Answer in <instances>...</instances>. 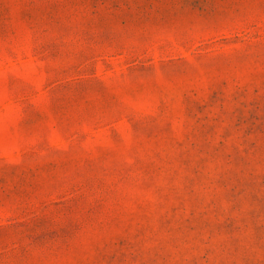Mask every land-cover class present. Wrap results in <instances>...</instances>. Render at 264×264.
<instances>
[{"label":"rangeland","instance_id":"1","mask_svg":"<svg viewBox=\"0 0 264 264\" xmlns=\"http://www.w3.org/2000/svg\"><path fill=\"white\" fill-rule=\"evenodd\" d=\"M0 264H264V0H0Z\"/></svg>","mask_w":264,"mask_h":264}]
</instances>
